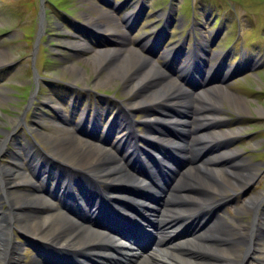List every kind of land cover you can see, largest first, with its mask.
<instances>
[{
	"label": "rangeland",
	"instance_id": "1",
	"mask_svg": "<svg viewBox=\"0 0 264 264\" xmlns=\"http://www.w3.org/2000/svg\"><path fill=\"white\" fill-rule=\"evenodd\" d=\"M215 1L51 0L42 4L41 0H0V145L8 137L9 141L5 142L8 146H5L4 150L19 156H24L20 150L33 145L28 159L21 160L26 174L32 171V165L43 161L44 151L49 154L55 153L54 148L45 142L44 134L54 137L57 134L55 130L62 128L76 135L75 138L80 140L82 148L85 147L92 153L115 154L113 144L121 133L127 131L124 127H116L119 122L122 123L120 119L122 109L124 106L132 105L134 97L148 91L152 85L144 84L140 87L141 90L128 93L129 86L137 79L134 76H130L132 79L123 78L109 72V66L117 61L115 55L107 58L105 66L96 67L91 59L95 52L105 48L114 49L118 47L116 44L118 43L122 54L145 60L152 69L161 73L162 78L167 77L166 80L176 82H179V68L176 72L169 71L165 63L182 59L181 66L187 65L182 69L189 70L192 65L198 67L191 74L184 75L183 83L187 90L193 93L181 94L171 102L164 98L159 99L160 102H164L159 104V108L146 105L143 109L132 111L130 119L136 124L132 128L134 133L144 135L145 129L140 123L144 114L158 110L163 115H169L171 118L178 116V119L192 121L194 124L191 115L199 105L194 99L199 98L197 94L206 88H223L226 93L235 95L238 101L245 102L244 110L240 103L236 108L234 102L231 105L226 97L221 95L219 98L211 91L209 98L215 96L211 100H216L218 97L221 103L219 107H211L209 113L224 118L215 128L237 132L235 136H231L230 145L239 150L240 157H243L242 160L245 159L247 167L254 169L255 175L251 177L245 189L237 190L239 194L234 195L226 189L228 197L220 207L209 209L201 217L198 213L199 222L196 227L191 225L189 219H184V224L177 230L175 239L192 234L193 228L202 230L218 215H223L228 221L237 218L243 222L251 221L252 214L246 212L238 214L236 209L245 206L250 197L264 193V39L248 33L251 30H262L260 33H264V0H229L233 8L223 4V0ZM192 2L197 5L198 2H204V5L207 3L211 7L206 15L201 8L197 10V15L201 16L198 22L195 19L192 21L190 17L189 8ZM156 3H163L164 6L157 8V5H154ZM43 11L44 17L40 16ZM219 15L222 16V24L214 27V20ZM95 20L98 21V25L100 24V28L94 25ZM232 32L236 33V36L238 34L239 38L228 35ZM69 38H73V41ZM249 38L258 40L249 42ZM85 43L87 47L83 48ZM71 64L78 65L83 70V78H78L69 71ZM183 103L186 107H183ZM114 117L116 118L111 123ZM89 126L91 128H88ZM83 129H90L95 135L106 133L105 138L109 145L103 144L106 149L91 146L93 144L90 138L93 137L81 134L80 130ZM160 129L162 132L165 131L163 133L166 135L177 139H186L190 136L189 130L179 131L165 124L161 125ZM120 130L122 132H119ZM131 140L132 142L128 140L127 146L133 144V138ZM227 142H217L208 146L194 164L200 163L208 154L224 147ZM138 144L143 148L145 146L141 141ZM154 148L158 146L155 145ZM7 151L0 157V165L4 162L11 163ZM55 154L59 158V155ZM173 155L177 160L174 163L170 161L168 167L162 168L157 174L160 191L154 199L158 204L162 203L161 198L164 197L162 193L167 192L169 187L174 185L180 172L191 164L190 159L183 155L173 153L171 156ZM63 160L64 158H54L49 164L66 173ZM152 161V155L148 154L144 155L143 159L132 158L129 165L131 168L145 169ZM38 170L36 171L38 176L43 175V178L47 176L45 168L40 167ZM45 183L43 184V180H37L35 184L44 187L50 186L52 182ZM109 185L113 188L118 187L117 183ZM104 186V183H91L82 189V195L88 194L83 202L89 200L92 192L99 195ZM58 189L63 190L61 183ZM29 190L26 185H21L18 189ZM68 190L72 189L67 188L62 193H68ZM216 196L214 195L215 199L219 197ZM4 201L0 185V205ZM71 203L72 208L80 212L79 205L75 204V201ZM2 208H6L5 203ZM27 212L35 213L33 208H28ZM16 216L17 214L15 218ZM88 216L95 215L89 213ZM19 228L17 223L15 228H11L12 240L16 243L14 247L17 249L14 251L19 254L18 264H26L38 256L28 246L31 242L29 234L21 232ZM6 232L8 233V230ZM157 232L148 233L146 237L141 235V241L136 247L143 255L150 253L155 247ZM263 242L264 239L259 241V248L264 246ZM165 257L174 260L171 255ZM130 260L131 258L124 255L120 259L123 263L131 264ZM257 261H263V256L259 253L249 257L244 264H258ZM0 264H4L1 259Z\"/></svg>",
	"mask_w": 264,
	"mask_h": 264
},
{
	"label": "bare ground",
	"instance_id": "2",
	"mask_svg": "<svg viewBox=\"0 0 264 264\" xmlns=\"http://www.w3.org/2000/svg\"><path fill=\"white\" fill-rule=\"evenodd\" d=\"M94 23L100 28L98 21L95 20ZM116 44L118 47L114 49L105 48L95 52L91 59L96 67L105 66L108 57L115 55L117 61L109 66V72L123 78L134 76L137 79L129 86L128 93L138 91L144 84L152 85L148 91L137 96L133 95L136 96L133 104L126 106L127 111L123 109L121 119L126 128L132 124L128 118L133 113L132 111L143 109L146 105L159 108L160 103L164 104L159 99L164 98L171 102V100L179 98L181 94H190V91L184 86V81H168L167 77L162 78L161 73L152 69L148 62L128 54H122L119 44ZM85 47H87V43L83 45V48ZM68 69L78 78H83V70L78 65L71 64ZM125 86L127 85L125 84ZM211 91H214L215 93H213L219 98L221 95L226 97L231 105L234 102L236 108L240 103L244 110L245 102L238 101L235 95L226 93L223 88H206L197 94L199 98L193 97L199 103L198 108L195 107L196 110L191 115L194 124L192 121L180 120L177 118L178 116L173 118L175 116L172 115L171 118L169 115H163L159 110L144 114L142 120L145 136L140 137L145 145L144 149L134 144L124 149L123 138L120 137L116 142L117 151L115 154L111 152L96 154L85 147L82 148L80 140L75 138L76 135L74 136L68 129L55 130L57 134L54 137L44 134L45 142L54 148L55 153L74 166V169L69 172L79 170L85 174V180H78L85 183L94 180L104 182L105 186L101 188L99 195L95 196V192L91 194V196H95L93 198L96 201L88 204L83 202V199L87 197L81 195L82 186L79 185L75 177H71L72 181L79 186L78 189L74 185L76 187V191L73 190L76 195L74 197L84 208L93 213L108 207L114 213L113 217L109 216L112 223H108V232L101 233L99 237H94L91 233V229L86 225L88 218L84 213L76 214L67 206L56 205L57 202L45 200L41 192L55 195L53 189L45 190L35 186L34 180L36 179L31 173L26 174L25 170L17 167L15 160L12 164L4 162L0 165V185L3 189V199L8 204V208L5 210L0 205V259L4 261V264H18L20 260H18L19 254L14 251L17 250L14 247L15 243L9 235V230L12 231L11 228L15 227V223L20 227L21 232L41 240L48 248L78 253L83 264H130L120 261L123 255L131 258V264H244L247 259L249 260V257L256 253H261L264 259V249L259 250L258 248L259 241L264 238V206L262 205L264 193L250 197L244 204L245 206L236 209L238 214L252 212V221L243 222L237 220L238 218L228 221L223 215H218L202 230L193 228L192 234L175 239L177 230L184 224V219H189L191 225L196 227L199 222L198 213L201 217L209 209L221 205L228 197L226 189L233 192L234 195L235 193L239 194L240 192L237 190L245 189L248 186L246 184H249L251 177L255 175L254 169L247 167L245 159L242 160L243 157H240L239 150L230 145L231 136H235L237 132L231 129L215 128L224 118L209 113L211 107L216 108L221 103L218 97V100H211L215 96L209 98ZM193 104L195 105V103ZM179 115L181 114L179 113ZM164 124L179 129V131L189 130V138L177 139L166 135L163 133L165 131L162 132V128L160 129ZM85 133L88 132L85 131ZM39 134L41 133L39 132ZM131 134L132 132L129 130L124 135ZM7 140L8 137L0 145V157L7 151L4 150L5 146H8L5 145ZM128 140H124V143ZM222 141L228 142L216 152L208 154L209 156H206L200 163L194 164L205 148ZM153 145H157L158 148H154ZM146 153H153L156 162L148 164L145 170L132 169L129 161L135 157H143ZM173 153L190 159L191 164L180 172L174 185L167 192L162 193L164 195L161 198L162 203L158 204L157 200L153 201L160 191L157 174L159 169L168 166ZM15 157L16 155L11 156L16 159ZM52 157L56 158V154H53ZM72 174L74 173H70V175ZM109 183L112 185L117 183L118 187L113 188ZM21 185L33 187L32 192L18 191ZM146 191L149 195L145 194ZM214 195L219 196L217 200ZM28 208H33L36 212L34 214L26 213ZM259 209L261 212H258ZM13 214H17L16 218L12 216ZM183 215L185 216L183 217ZM147 222L148 224H146ZM138 226H141L145 233L158 231L155 237V247L146 255L138 250L133 235L128 232L132 227L137 229ZM165 255H171L174 260L167 259ZM26 264H48V262L46 258L44 260L43 258H33ZM260 264H264V261Z\"/></svg>",
	"mask_w": 264,
	"mask_h": 264
}]
</instances>
